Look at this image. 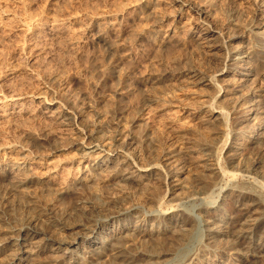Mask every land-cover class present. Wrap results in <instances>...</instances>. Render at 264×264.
Wrapping results in <instances>:
<instances>
[{
  "label": "rangeland",
  "instance_id": "374dc122",
  "mask_svg": "<svg viewBox=\"0 0 264 264\" xmlns=\"http://www.w3.org/2000/svg\"><path fill=\"white\" fill-rule=\"evenodd\" d=\"M186 1L206 10L205 14L197 16L186 8L180 11L174 0H0L1 241L29 221L63 235L69 232L70 229H65L69 226L95 224L127 208L134 209L129 211L132 214L136 212L147 218L150 213H156L154 210H165L169 204L182 201L181 208L195 214L198 207L213 206L219 198V189L230 186L231 182L252 190L264 185V132L256 140L247 131L250 129H245L243 134L236 132L242 113L236 108L240 95L248 94L260 110H264V65L253 60L250 67L239 68V72L228 76L234 80H220L223 88L231 85L238 89L227 91L229 94L220 93L227 96L220 104L228 112L227 122L221 121V124L207 121L206 110L195 108L202 99L212 97L215 89L193 85L183 74L176 76L190 69L201 75L219 74L222 60L233 47L258 48L264 40L260 38L264 36V26L259 30L260 35L253 32L257 30L262 0ZM204 16L207 19L204 22L220 31L210 42H215L212 46L198 37L206 26ZM236 35L238 37L233 38ZM118 55L119 61L115 62ZM246 72L254 76L243 81L242 74ZM162 73L164 81L152 85L147 82L146 78ZM112 87H120L124 96L111 94L109 88ZM36 93L46 98L54 96L61 104L45 110L40 108L39 100L26 97L22 104L13 105L3 98L10 94ZM69 106L73 118L88 128L97 126L98 135L113 138L121 131L129 133L127 136L131 138H125L130 141L129 151L131 148L135 156L138 154L140 162H160L161 170L151 172L138 186L119 177L112 185L105 180L106 172L89 173L94 162L80 158L76 147L53 153L56 145L80 140L72 123L65 120L67 124L62 125L60 120L50 116ZM236 140L237 159L226 163L224 157L229 145ZM22 150L31 158L27 164L31 168L25 172L28 170L35 179L52 177L47 188L34 178L33 182L14 187L2 165L7 161L21 162ZM169 151H174L178 164L180 183L175 187L171 183L172 172L163 160ZM205 158L219 160L238 174L253 167L250 171L256 180L229 181L228 177L219 176L207 186L208 180L204 182L201 177ZM84 177L88 180L75 182ZM67 184L71 187L63 190L62 185ZM261 191L264 193V189ZM231 197L229 194L219 203L233 216L229 218V226H235L236 212L229 207ZM263 208L264 203L254 205L250 215H260ZM179 220L178 215L177 220L175 217L166 220L165 227H154L161 242L165 240L161 243L165 246L161 248L167 251L163 259L169 261L163 263L161 258L162 264H178L192 247L203 241L204 228L195 224V220L192 235L187 240L177 241V233L172 230L179 229L176 224ZM134 221L136 219L127 214L109 223L110 228L125 235L114 241L120 240L122 244L128 234L133 238ZM151 222L147 219L143 227L151 228ZM98 236L107 239L100 247L110 243L108 234L101 232ZM148 239L150 241L146 242L144 238V243L135 242V247L151 251L155 240ZM88 252L86 248L79 250L78 258L86 263L90 258L86 257ZM43 256L34 258L26 254L30 264H50L49 258ZM232 258L217 261V264H251L241 255ZM102 264L112 263L107 260Z\"/></svg>",
  "mask_w": 264,
  "mask_h": 264
},
{
  "label": "bare ground",
  "instance_id": "6f19581e",
  "mask_svg": "<svg viewBox=\"0 0 264 264\" xmlns=\"http://www.w3.org/2000/svg\"><path fill=\"white\" fill-rule=\"evenodd\" d=\"M174 1L177 2V7L178 9H180V11H183L184 8L190 9L193 10L197 16H202L206 12V10L202 8H196L195 5H193L189 1ZM143 7L146 8L147 6L144 5ZM258 16L259 18L255 26L257 30L253 32L256 35H260L259 30L264 26V0L261 1ZM204 21L207 22L206 16L203 17V22ZM206 22H204L206 26L203 28V31L198 35V37L202 42L209 43L207 44L208 46H212L215 42H210H212L217 37V35H220V31H218L216 27L212 28ZM105 32L106 31H103L102 33L104 34ZM261 33L263 34L262 31ZM235 37H238V35L233 36V38ZM263 37L264 36H260V38ZM114 45L112 46L114 47ZM251 47L252 46H243L239 48L233 47L234 49L231 50V52H228L227 56L222 60V67L219 69V74L215 73L210 76L201 75L196 70L190 69L186 72H182L176 75H185L193 85H199L201 87L211 86L215 89L213 95L214 97L209 96L205 99H202L195 107L200 110H206L208 118L207 121H211L212 123H220L221 121L225 122L226 120L227 122L228 112L225 107L220 104L221 101L226 99L227 96L226 94L222 96L221 92L227 93V91H232L233 89L234 91L238 90L235 86L231 85L230 87L223 88L221 86L220 80L227 81L229 79H232L228 76H233V74L237 72L239 68L250 67V64L253 60H257L258 63L264 65V40L262 39L259 47L257 46L258 48ZM115 50L117 51V49ZM113 52L115 53V51ZM119 55L116 61L114 60L115 62L119 61ZM117 64L119 63H116V65ZM217 75H221L222 78L219 79ZM242 75L245 76L243 81L249 80L252 75L254 76V74L250 72H246ZM164 76L165 74L163 73L158 75L156 74V76L150 77L149 79L146 78V80L150 85H152L164 81ZM94 87H98L97 83H95ZM109 92H111V94L113 95L119 96V98H122L124 96L120 87L109 88ZM251 93L252 91L250 92V94ZM26 97L31 98L30 100H39L40 108L45 110L50 109L56 104H61L58 98L54 96L46 98L42 93L31 94L29 96H23L21 94H10L3 96V98L5 99L4 102H9V104L12 103L13 105H18L19 103L22 104L21 101L25 100ZM219 98L222 99L218 101L217 99ZM238 100L236 108L241 109L242 113L239 117V120L237 121L236 132L239 134H243L245 132V129H250L247 131H249V133H251V137L256 140L264 132V110H260L261 108L256 105V101L254 99L252 100V98H250L248 94H242V96L240 95V98ZM69 107H64V111L63 109L57 110L56 112L54 111L55 114L51 113L50 116H52L54 120H60V123H62V125L67 124L65 123V120H67L69 123H72L76 131H78L81 141L73 139V141L67 142L64 145H56L52 149L53 153H59V151L66 150L71 147H76L80 151V158H88L89 160L94 162V164H92L89 169V173L95 175V173L98 174L99 172H106L105 180L111 182L110 184L115 183V178L119 177L121 180L134 183L138 186L143 183H141V181L144 177L150 176L151 172L155 173V171L161 170L163 165H161L160 162H140V159L136 157L138 156V154H136L135 156V153L131 152V148L129 151V147L127 145H129L128 143H130V141L128 142V140L125 139L126 137L131 138L130 136H127L129 133L126 134L125 132L121 131L120 133H117L113 138L103 136L102 134L98 135L97 129L99 128L97 126L88 128L85 125H81L80 123H78L77 120L73 118L71 106ZM123 112L124 111H121L120 114H123ZM113 129H116V127ZM236 144H238L237 140L229 145L230 148L228 154L224 157V161L226 163H229L230 161H236V150L238 149ZM126 146L128 147V149H126ZM22 151V153L20 152V154H23L21 157V162L7 161L2 165L3 170L6 173L10 174L13 180L14 187L17 188L23 186L25 183L33 182V178L35 179V177H32L31 174L27 173L28 170L27 172H25V169L31 168L30 166L27 167V164L29 163L28 161L31 158H29L28 154L24 153L25 150ZM164 156V164L172 172L171 183H173L172 186L175 187L180 183L178 179L179 177L177 175L179 170L177 168L178 164H176V154L174 153V151H169L166 152ZM227 157L229 158V160H226ZM33 158L36 159V157ZM203 164V172H201V177L202 181L204 182L208 180L207 182L209 183L207 186L214 182L213 179H215V177L219 176H226L229 178V181H248L252 179L253 182V180H256L253 174H251L252 171H250L253 167L244 169L243 174H238L235 171L228 170L226 168V165L222 164L219 160L205 158ZM51 179L52 177H39L35 180H38L37 183H40L41 186L43 185V187L47 188ZM87 180L88 179L84 177L77 179L75 182L81 183ZM233 183L234 182H231L232 185L230 184V186L219 189V198L213 203V206L208 205L206 206V208L198 207L196 208L198 213L195 214H190L186 209L184 210L183 208H181L182 201L177 202L175 205L167 204L168 206L167 208H165V210H154L153 212L156 213H150L147 218H145V216L143 218L140 214H135L136 212L132 214L129 211H134V209L127 208L124 212L109 214L103 221L95 224H91L88 226L84 224H78L77 227L75 225L69 226L65 228L70 229L68 230L69 232L63 233V235L49 232L48 230L41 228L36 221H29L26 226L12 231L9 235L5 236L6 238L4 237V239L2 238V241L0 240V262H2L3 264H30V262L28 263L26 258V254H30L34 256V258L35 256L37 257V255H44L43 257L49 258V260L47 261L50 264H63L64 261H66V263L64 262V264H102L107 260H109L112 264H162L160 262L161 258L163 260V263L169 261L167 259L164 261L165 258L163 259V257L167 254V251L164 250L165 246L161 243L165 240L161 242L162 239L157 236L158 230H156L154 227L155 225L164 226L166 220L173 219L174 217L177 220V217L179 215L180 220L178 222L175 221L179 226V229L172 230L171 228L172 232L177 233V241L187 240L192 235V226H195L193 225L192 221L194 220L195 224L197 222L198 225L204 228V232L202 231L201 227V231L203 232V241L198 245H195V247H192V249L178 264H217V261L224 262L225 260L232 258L235 255L244 256V259L248 262H251V264L252 262H254V264H264V208L263 211H261L260 215H250V213L252 212V207L254 205L257 206V204L264 203V193L261 191L264 189V185H258V190H256V188L255 190H252L246 188L245 186H239L238 184ZM70 187V184L64 186L62 185L63 190L69 189ZM168 188L170 189V187ZM15 190L18 189L15 188ZM225 191L226 194L223 195V192ZM229 194H231L232 196L229 207L236 212V217L234 219L237 224L236 222H234L236 224L235 226H229V218H231L232 216H230L229 214L231 212L228 211L227 207H225L223 203H219L220 201L225 200V197H227V195ZM179 211L182 212L181 214H184L188 217L179 214ZM127 214L132 215V217L136 219L133 225L134 228H132L133 238L131 237L132 235L129 238L128 236L130 234L127 233L128 238H121L123 239V241L121 240L122 244H120V240L119 242L114 240L118 237L120 239V237H123L125 235L121 233L118 234L113 230V228L109 227V223H113L121 216H125ZM147 219H151L152 221L150 223L151 228L149 229H147V227H143L145 225V223L143 222ZM164 227L162 228L164 229ZM101 232H104L106 233V235L108 234L110 236V243H108L107 245L105 244L104 247L102 246L103 248L100 247V244L104 241H107V239L103 237V239L98 238V235ZM68 235L72 236L70 238H66V236ZM144 238H147V241L145 240L146 242H148V238L155 240V248H153L154 250L151 249V251L149 250L148 252H146L142 249L138 250L135 247V242H140L141 240V242H143ZM84 242L86 243L85 245ZM162 246L164 247L161 248ZM83 248L89 249V255H87L86 257L88 258L89 256L91 258H89V260L86 259L88 260L86 263L84 262V259H79L77 255V252L81 249L83 250ZM134 248H136L137 250H135ZM215 257H217L218 260H216ZM36 263L38 264V262Z\"/></svg>",
  "mask_w": 264,
  "mask_h": 264
}]
</instances>
